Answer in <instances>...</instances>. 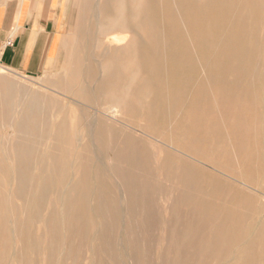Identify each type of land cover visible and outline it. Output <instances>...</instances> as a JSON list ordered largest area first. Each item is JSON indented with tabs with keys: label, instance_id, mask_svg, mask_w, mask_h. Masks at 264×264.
<instances>
[{
	"label": "bare ground",
	"instance_id": "1",
	"mask_svg": "<svg viewBox=\"0 0 264 264\" xmlns=\"http://www.w3.org/2000/svg\"><path fill=\"white\" fill-rule=\"evenodd\" d=\"M70 1L3 83L0 264H264V0Z\"/></svg>",
	"mask_w": 264,
	"mask_h": 264
},
{
	"label": "crops",
	"instance_id": "2",
	"mask_svg": "<svg viewBox=\"0 0 264 264\" xmlns=\"http://www.w3.org/2000/svg\"><path fill=\"white\" fill-rule=\"evenodd\" d=\"M60 2L0 0V87L6 80L1 70L34 77L50 66L60 41L57 18ZM70 25L71 21L67 35ZM65 40L66 37L63 53Z\"/></svg>",
	"mask_w": 264,
	"mask_h": 264
},
{
	"label": "rangeland",
	"instance_id": "3",
	"mask_svg": "<svg viewBox=\"0 0 264 264\" xmlns=\"http://www.w3.org/2000/svg\"><path fill=\"white\" fill-rule=\"evenodd\" d=\"M72 10H73V7H72V2L70 0H61V2L58 4L57 18H58V32H59L60 41H59L58 49L56 52V56L52 60L50 66L46 70H44V72H42L40 75L34 76V77L25 76V75H14V74L6 72L5 70H1L5 72L4 74L6 75V80H13L19 85H22V86L24 85L26 87H29L30 82L37 80L36 82L45 83L46 80H48L49 78L57 76L58 74L62 73V69L60 68L63 63V58L65 56L66 48L69 45L70 40H71L70 34L67 35V33H68V26L71 21ZM65 37H66V40L64 41V53H63L62 51L63 49L61 48H62V43ZM3 86L4 84H2L0 87V119L2 117L1 112L3 108L2 107L3 104L1 101L2 100L1 95L4 90ZM11 130L12 129L8 125L0 122V132L8 133V132H11ZM151 223L153 226H157V227L160 226V224H158L155 221H152ZM155 235H158V234L155 233ZM157 239L158 237L155 236V241Z\"/></svg>",
	"mask_w": 264,
	"mask_h": 264
}]
</instances>
